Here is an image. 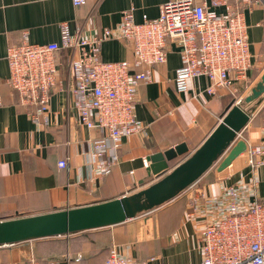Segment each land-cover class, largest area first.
Returning a JSON list of instances; mask_svg holds the SVG:
<instances>
[{"label": "crops", "instance_id": "obj_1", "mask_svg": "<svg viewBox=\"0 0 264 264\" xmlns=\"http://www.w3.org/2000/svg\"><path fill=\"white\" fill-rule=\"evenodd\" d=\"M167 1L90 0L77 8L72 0H0V220L102 203L148 188L157 181L147 171L151 155L185 143L189 153L171 163L176 167L202 146L239 98L244 99V110H255L237 140L264 146V95L250 105L244 103L264 76V0L244 12L253 55L248 82L236 81V93L224 90L210 96L207 80L200 77L188 92L180 93L175 87L181 66L179 48L170 45L166 63L153 70L154 81L138 89L135 116L142 130L124 140L119 163L107 176L100 177L94 170L96 133L81 124L70 93V51L60 53L62 84L51 94L48 125L34 122L30 112L35 109L18 103L8 85L7 53L23 33L33 44L60 42L61 25L66 23L72 34L81 29L89 36H102L105 29L120 24L126 11L136 23L145 17L157 19ZM100 53L107 62L134 59L124 41H103ZM61 161L68 162L67 170L60 168ZM233 185L242 187L241 207L264 200V166L252 170L246 151L224 171L209 170L193 189L171 201L185 200L173 222L161 213L163 207L157 208L156 215L143 213L112 227L0 247V264H105L112 248L139 260L155 258L149 264H200V233L213 220L209 200ZM199 195L203 198L198 211L189 217L188 203Z\"/></svg>", "mask_w": 264, "mask_h": 264}, {"label": "built area", "instance_id": "obj_2", "mask_svg": "<svg viewBox=\"0 0 264 264\" xmlns=\"http://www.w3.org/2000/svg\"><path fill=\"white\" fill-rule=\"evenodd\" d=\"M89 1L72 0L77 8ZM259 2L168 0L157 19L145 17L142 23H136L133 14L126 11L120 24L105 29L102 36H89L81 29L72 34L64 23L60 42L47 44L31 43L25 32L20 43L8 49L9 88L18 103L35 109L30 112L34 122L48 125L51 94L62 84L60 53L70 51V93L81 124L96 133L94 170L100 177L107 176L119 163L124 140L142 130L135 116L138 89L154 81L153 70L166 63L170 45L179 48L181 66L176 71L175 87L180 93L188 92L200 77L207 80L210 96L224 90L236 93V81L248 82L246 72L252 67L253 55L244 12ZM219 8L225 12H217ZM106 40L126 42L132 49L133 62L102 60L100 48ZM243 100L239 98L237 104ZM246 152L252 170L264 166V146L247 145ZM59 166L62 170L69 167L67 161ZM198 181L184 191L193 189ZM241 189L239 185L227 187L220 197L209 200L213 220L200 233V264H264V200L241 207ZM201 198L190 199L189 217L198 211ZM154 259L139 260L112 248L106 264H149Z\"/></svg>", "mask_w": 264, "mask_h": 264}, {"label": "water", "instance_id": "obj_3", "mask_svg": "<svg viewBox=\"0 0 264 264\" xmlns=\"http://www.w3.org/2000/svg\"><path fill=\"white\" fill-rule=\"evenodd\" d=\"M263 95L264 76L244 103L250 105L262 100ZM242 105L233 102L202 146L176 167L172 168L171 163L189 153L185 143L151 155L147 171L157 181L148 188L102 203L0 220V247L112 227L174 200L223 157L249 123L251 111L255 109L247 112ZM246 148L245 141H237L218 170L222 172L230 167Z\"/></svg>", "mask_w": 264, "mask_h": 264}, {"label": "trees", "instance_id": "obj_4", "mask_svg": "<svg viewBox=\"0 0 264 264\" xmlns=\"http://www.w3.org/2000/svg\"><path fill=\"white\" fill-rule=\"evenodd\" d=\"M19 43H17V44H19ZM184 204H185V200H183V199L179 200V201L173 203L171 206L165 208L161 213H166L168 215L169 221L173 222L177 218H179L180 208H182ZM160 219H161V214H160ZM1 220H7V219H1ZM110 252H111V249L108 250L106 262L110 256ZM150 258H152V257H150ZM150 258H148L146 260H149ZM106 262H105V264H106ZM27 264H30V263H27Z\"/></svg>", "mask_w": 264, "mask_h": 264}, {"label": "rangeland", "instance_id": "obj_5", "mask_svg": "<svg viewBox=\"0 0 264 264\" xmlns=\"http://www.w3.org/2000/svg\"><path fill=\"white\" fill-rule=\"evenodd\" d=\"M251 111V110H250ZM247 112H249V111H247ZM224 158V157H223ZM222 158V159H223ZM222 159H220L217 163H215L214 165V167H212L210 170H215V168L217 167H219V165H220V163H221V161H222ZM176 199V198H175ZM175 199L172 201V202H174L175 201ZM172 202H167V203H165L164 205H162L161 207H158V209H161L162 207H163V209H165V208H167V207H169L170 205H172ZM158 211L159 210H153V211H151V212H146L145 214L146 215H149V216H151L153 213V215H156L157 213H158Z\"/></svg>", "mask_w": 264, "mask_h": 264}]
</instances>
